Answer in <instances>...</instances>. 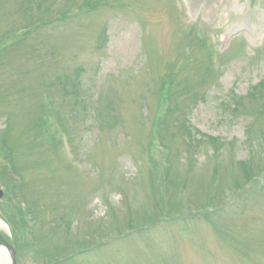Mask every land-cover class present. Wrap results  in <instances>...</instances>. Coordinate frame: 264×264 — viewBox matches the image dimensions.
Wrapping results in <instances>:
<instances>
[{
  "label": "rangeland",
  "instance_id": "obj_1",
  "mask_svg": "<svg viewBox=\"0 0 264 264\" xmlns=\"http://www.w3.org/2000/svg\"><path fill=\"white\" fill-rule=\"evenodd\" d=\"M0 190L16 264H264V0H0Z\"/></svg>",
  "mask_w": 264,
  "mask_h": 264
},
{
  "label": "water",
  "instance_id": "obj_2",
  "mask_svg": "<svg viewBox=\"0 0 264 264\" xmlns=\"http://www.w3.org/2000/svg\"><path fill=\"white\" fill-rule=\"evenodd\" d=\"M0 246H4L10 252V264H15V249L7 244L0 234Z\"/></svg>",
  "mask_w": 264,
  "mask_h": 264
},
{
  "label": "bare ground",
  "instance_id": "obj_3",
  "mask_svg": "<svg viewBox=\"0 0 264 264\" xmlns=\"http://www.w3.org/2000/svg\"><path fill=\"white\" fill-rule=\"evenodd\" d=\"M5 225L0 221V228H4ZM7 253L3 248H0V264H7Z\"/></svg>",
  "mask_w": 264,
  "mask_h": 264
}]
</instances>
